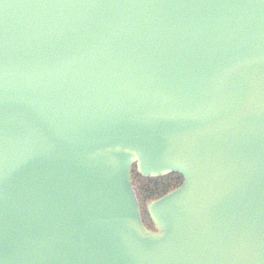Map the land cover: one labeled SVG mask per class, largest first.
Masks as SVG:
<instances>
[{"label": "water", "instance_id": "water-1", "mask_svg": "<svg viewBox=\"0 0 264 264\" xmlns=\"http://www.w3.org/2000/svg\"><path fill=\"white\" fill-rule=\"evenodd\" d=\"M0 264H264V0H0Z\"/></svg>", "mask_w": 264, "mask_h": 264}, {"label": "trees", "instance_id": "trees-1", "mask_svg": "<svg viewBox=\"0 0 264 264\" xmlns=\"http://www.w3.org/2000/svg\"><path fill=\"white\" fill-rule=\"evenodd\" d=\"M134 182L138 190L139 200L145 205L150 200L159 198L176 188L182 182V177L177 173H173L164 177L145 178L136 173Z\"/></svg>", "mask_w": 264, "mask_h": 264}, {"label": "rangeland", "instance_id": "rangeland-1", "mask_svg": "<svg viewBox=\"0 0 264 264\" xmlns=\"http://www.w3.org/2000/svg\"><path fill=\"white\" fill-rule=\"evenodd\" d=\"M142 211H143V218L145 220V223L148 225L150 219H149V216H148V213H147V203L144 206H142Z\"/></svg>", "mask_w": 264, "mask_h": 264}]
</instances>
